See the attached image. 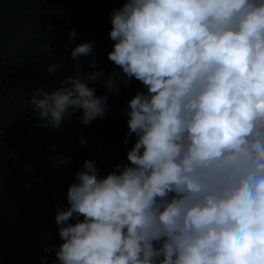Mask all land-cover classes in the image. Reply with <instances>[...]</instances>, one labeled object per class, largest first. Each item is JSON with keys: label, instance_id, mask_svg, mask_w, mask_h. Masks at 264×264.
<instances>
[{"label": "clouds", "instance_id": "obj_1", "mask_svg": "<svg viewBox=\"0 0 264 264\" xmlns=\"http://www.w3.org/2000/svg\"><path fill=\"white\" fill-rule=\"evenodd\" d=\"M109 15L114 70H98L94 41L77 44L72 74L33 90L31 110L41 127L77 112L90 126L109 111L90 85L117 93L135 79L134 143L104 176L84 160L55 215L61 243L44 252L54 264H264V0H123Z\"/></svg>", "mask_w": 264, "mask_h": 264}, {"label": "trees", "instance_id": "obj_2", "mask_svg": "<svg viewBox=\"0 0 264 264\" xmlns=\"http://www.w3.org/2000/svg\"><path fill=\"white\" fill-rule=\"evenodd\" d=\"M123 0H0V264H54L55 254L44 252L58 245L55 215L67 207V189L85 159L96 161L100 175L117 163H128L127 101L143 85L135 79L121 82L120 91L107 93L103 81L91 87L107 95L106 118L90 126L79 122L80 113L60 130L41 127L32 112L33 90H52L72 74L70 58L77 44L94 41L98 70L107 77L115 68L108 59L113 41L110 12ZM77 32L66 45L68 31ZM86 71L89 58H81ZM60 62V75L51 76L47 66ZM67 123V122H66ZM86 140L85 145L79 143ZM63 153L71 164L54 169L48 159Z\"/></svg>", "mask_w": 264, "mask_h": 264}]
</instances>
